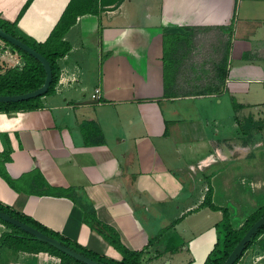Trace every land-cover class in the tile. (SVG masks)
I'll return each instance as SVG.
<instances>
[{
  "label": "crops",
  "instance_id": "0c3cea01",
  "mask_svg": "<svg viewBox=\"0 0 264 264\" xmlns=\"http://www.w3.org/2000/svg\"><path fill=\"white\" fill-rule=\"evenodd\" d=\"M27 1L0 0V18L36 42L67 7L87 13L63 36L70 50L43 106L0 112V168L10 179L0 174V203L120 259L84 223V204L126 248L143 251V264H203L222 218L202 205L209 184L234 229L264 205V139L242 135L238 123L264 115V0ZM176 27L202 42L220 30L219 46L229 44L221 92L193 93L179 78L186 41L167 67L163 33ZM7 230L0 223V235ZM250 248L264 264V249ZM0 264L60 258L5 249Z\"/></svg>",
  "mask_w": 264,
  "mask_h": 264
},
{
  "label": "trees",
  "instance_id": "16d2710c",
  "mask_svg": "<svg viewBox=\"0 0 264 264\" xmlns=\"http://www.w3.org/2000/svg\"><path fill=\"white\" fill-rule=\"evenodd\" d=\"M29 1L30 0L27 1L25 6L29 3ZM83 13H87V11L85 9L75 11L73 10V8L67 7L58 22L56 23V25L53 27L48 37L43 42H36L34 40L29 39L23 32L19 30L16 21L10 22L0 18V27L4 31L19 37L22 41H24L29 46L40 52L48 60L52 70V80L50 82L47 92L42 96L49 95L54 92V88L58 82L60 73V68L57 64V59L63 57L70 50V44L63 39V36L67 32L69 27L75 22L77 15ZM185 29H187V27H176L168 29L163 33L165 60L167 59V44L171 43L169 47L171 49V52L176 56L183 42H188V37H184V35L181 34V32ZM210 35L212 34H209L208 36ZM0 40L3 41L6 45L10 46L18 54V56L23 62L22 66L20 67H10L6 68L3 72H0V95L25 93L41 86L45 77V71L42 64L37 59L24 52L23 50L19 49L18 47L10 44L6 40L1 38ZM211 41H213L214 44L217 45V47L220 49L218 50V63L216 67V70L218 72V78L217 81L210 80L209 86L207 88H204L203 92L201 93L221 92L227 75V57L229 44L228 42L226 44L224 42V45L219 46L220 41L218 40V36L216 35H213ZM172 44H175V46ZM0 69L2 68L0 67ZM201 86L203 87L204 84H202ZM164 91L165 95L175 94L174 92H169V88L166 85ZM42 96H36L27 100H21L16 102H0V112L8 113L19 110H32L41 108L43 106L41 101ZM238 107H240V105L236 104V102H233V108L237 109ZM256 121L257 120L253 119L250 115L243 119H240L238 123L241 134L249 135V131L255 128H263L261 127V123L258 124V122ZM0 174L3 179H5L10 184L9 177L1 168ZM211 192L212 188L209 184L202 205L208 206L210 209L213 210H220L222 212V218L216 224L217 241L215 242L213 248L207 254L203 264H222L225 258L234 248L236 243L239 241V239L251 226V224L264 212V205L258 210H256L254 213H252L241 227H239L238 229H234L230 225L228 211L225 208L217 207L211 203ZM80 207L83 210L84 223L88 225L91 229L97 231L110 244V246H112L120 254V259H114L110 257L108 258L106 256L94 254L87 250V248H85L84 246L66 240L58 233L48 230L47 228L33 220L30 216H27L22 212H19L7 205H3L0 203V210L7 212L18 220L39 229L46 235L55 237L63 244L103 264H143V251L130 250L126 248L121 242L120 235L115 230V228H113L109 224L100 221L96 217L95 212L93 210L88 209L86 205L81 204ZM0 223L6 226V228L8 229L0 235V252L5 249H11L13 251L22 250L27 252L45 251L55 256H58L60 258V264H85L60 252L59 250L49 246L46 243L36 240L29 233L21 230L20 228L6 221H3L2 219H0ZM263 233L264 225H262V227L257 231V233L251 238L250 242L246 245L244 251L237 258L234 264H236L243 256V254L254 244L257 243L260 245L261 248L264 249V240L259 239Z\"/></svg>",
  "mask_w": 264,
  "mask_h": 264
},
{
  "label": "rangeland",
  "instance_id": "374dc122",
  "mask_svg": "<svg viewBox=\"0 0 264 264\" xmlns=\"http://www.w3.org/2000/svg\"><path fill=\"white\" fill-rule=\"evenodd\" d=\"M209 34L212 35L207 36V42H202L199 36H197V39L195 35H189L187 42L189 49L183 51L181 61L179 62L182 65V73L179 78L186 84V87H192L193 93L202 92L204 88L209 86L210 80L217 81L218 78V72L216 70L218 58L217 55L215 56V51L213 52L214 47L212 46L214 42L211 40L213 35L220 34V30L216 29ZM192 36L195 38H192ZM169 45H171V43L166 46L167 67H169L168 65H170L171 59L174 58V54L171 52ZM172 45L175 46V44ZM22 64L23 62L18 54L10 46L0 40V67L2 68L0 72H3L6 68L15 66L20 67ZM170 66L172 67V64ZM202 84H204L203 87L201 86ZM224 120L227 121L228 118ZM256 120L258 124L261 123V127L263 128H255L249 131L248 138L252 137V139H254V134L258 133V139L262 141V139H264V115L258 116ZM187 246H189V244H187ZM254 253L255 251L253 252L250 248L236 264H260L259 261H257L258 259L255 258L256 256H254ZM157 262H160L159 264H164L162 259H158Z\"/></svg>",
  "mask_w": 264,
  "mask_h": 264
},
{
  "label": "water",
  "instance_id": "95a60500",
  "mask_svg": "<svg viewBox=\"0 0 264 264\" xmlns=\"http://www.w3.org/2000/svg\"><path fill=\"white\" fill-rule=\"evenodd\" d=\"M0 38L6 40L10 44L18 47L19 49L23 50L24 52L28 53L29 55L37 59L42 64L44 71H45L44 81L41 84V86H39L38 88L32 91H28L25 93L12 94V95H0V102H12V101L16 102V101H21V100H27L29 98H33L36 96H42L43 94H45L52 80V70H51L48 60L40 52H38L37 50L29 46L27 43L22 41L19 37L14 36L4 31L1 27H0ZM0 219L20 228L21 230L33 236L36 240L48 244L49 246L74 258L77 261L83 262L85 264H103L99 261H96L84 255L81 252H78L72 249L71 247L60 242L55 237L44 234L39 229L25 222L18 220L17 218L11 216L10 214L2 210H0ZM262 225H264V212L261 214L260 217H258L251 224V226L244 233V235L239 239V241L236 243V245L231 250V252L228 254V256L225 258L222 264H234L237 258L244 251L246 245L250 242L251 238L257 233V231L262 227Z\"/></svg>",
  "mask_w": 264,
  "mask_h": 264
},
{
  "label": "built area",
  "instance_id": "2783aa9c",
  "mask_svg": "<svg viewBox=\"0 0 264 264\" xmlns=\"http://www.w3.org/2000/svg\"><path fill=\"white\" fill-rule=\"evenodd\" d=\"M92 97H94V95H92Z\"/></svg>",
  "mask_w": 264,
  "mask_h": 264
}]
</instances>
